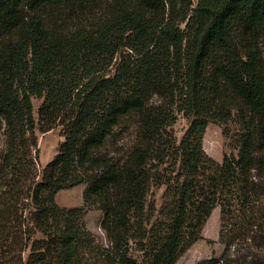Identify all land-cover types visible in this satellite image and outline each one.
<instances>
[{
  "label": "trees",
  "instance_id": "1",
  "mask_svg": "<svg viewBox=\"0 0 264 264\" xmlns=\"http://www.w3.org/2000/svg\"><path fill=\"white\" fill-rule=\"evenodd\" d=\"M84 37L103 60L64 66ZM48 42L54 82L35 65ZM33 99L39 131L64 138L40 181ZM233 119L238 155L218 162L207 126ZM82 185L83 208L58 206ZM217 207L222 244L264 250V0H0V264H177ZM250 250L198 264H264Z\"/></svg>",
  "mask_w": 264,
  "mask_h": 264
},
{
  "label": "rangeland",
  "instance_id": "2",
  "mask_svg": "<svg viewBox=\"0 0 264 264\" xmlns=\"http://www.w3.org/2000/svg\"><path fill=\"white\" fill-rule=\"evenodd\" d=\"M198 0H194V4ZM127 50L134 55H140L145 49L143 44L138 41V27L134 24L131 34L128 36L126 42ZM81 58L92 59L96 61L103 60V54L97 42L90 38H81L73 46L72 50L65 56L63 61L64 66L74 64ZM43 77L54 82L56 72L59 67V54L55 44L48 42L43 45L42 52L35 63ZM52 82V83H53ZM33 117L36 120L37 128L36 135L38 138V152L35 154L38 160V171L41 180V174L45 167L55 158L58 153V148L64 138L61 136V127H57L48 133H41L39 131L38 109L43 100L33 99ZM190 126V121L182 115L178 116L176 124L173 126V131L178 142H181L186 131ZM239 133V124L236 119H233L228 125H221L219 123H210L207 126L204 138L203 148L208 156L212 159L222 162L226 156H237L239 146L237 143V135ZM106 153V150H103ZM85 186H78L70 190H64L56 195L55 201L61 208H83ZM165 188L154 189L152 191L153 198L156 200L157 209L162 204V196ZM103 213L97 208L88 211L84 216L83 222L85 227L95 234L99 242L105 247L108 246L106 234L101 229V221ZM220 228H221V209L217 207L212 212L207 221L202 239L196 243L192 248L183 255L177 264H198L199 262L211 258L224 259L227 256H234L236 253L241 254L246 248L251 247V252L256 254L261 260H264V250L258 248L251 240L248 243L235 244L234 246H226L220 242Z\"/></svg>",
  "mask_w": 264,
  "mask_h": 264
}]
</instances>
